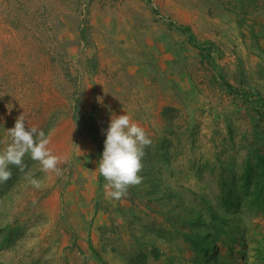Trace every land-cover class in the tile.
I'll use <instances>...</instances> for the list:
<instances>
[{
	"label": "rangeland",
	"instance_id": "rangeland-1",
	"mask_svg": "<svg viewBox=\"0 0 264 264\" xmlns=\"http://www.w3.org/2000/svg\"><path fill=\"white\" fill-rule=\"evenodd\" d=\"M149 1L0 0V150L24 113L67 158L59 176L10 166L0 264H264V207H224L264 180V104L218 79L264 97V0ZM164 17L214 42V64ZM125 109L152 144L143 182L110 200L96 169Z\"/></svg>",
	"mask_w": 264,
	"mask_h": 264
},
{
	"label": "clouds",
	"instance_id": "clouds-1",
	"mask_svg": "<svg viewBox=\"0 0 264 264\" xmlns=\"http://www.w3.org/2000/svg\"><path fill=\"white\" fill-rule=\"evenodd\" d=\"M98 101L102 103V97L98 98ZM7 132L11 139L3 150H0V183L12 178L10 166L18 167L21 172L25 171L26 155L39 162L41 171L62 175L58 165L62 161L66 162L67 158L53 153L49 147L50 133L46 135L37 126L29 125L24 113L16 118L14 127L7 129ZM106 133L104 150L96 170L106 181L105 197L121 200L127 195L130 187L143 182L140 175L143 169L142 161L145 148L150 146L152 141L145 128L133 122L127 111L121 115L114 112L111 114ZM30 183L37 189L41 187V182L36 179H31Z\"/></svg>",
	"mask_w": 264,
	"mask_h": 264
},
{
	"label": "trees",
	"instance_id": "trees-1",
	"mask_svg": "<svg viewBox=\"0 0 264 264\" xmlns=\"http://www.w3.org/2000/svg\"><path fill=\"white\" fill-rule=\"evenodd\" d=\"M147 2L151 3L149 0H147ZM150 10L153 14H160L159 10L154 6H150ZM164 19L171 29L179 31L185 36V39L191 46L200 50V55L203 59H207L210 63L214 64L213 55H215L218 50L217 45H215L214 42H200L196 34L193 32L191 26L177 23L169 17H164ZM80 33L82 35L85 33L83 28H81ZM218 79L221 85L224 86L229 93H234L248 103H256L258 105L264 104V97L254 89L248 88L244 90L239 87H235L225 79L222 73L218 74ZM260 114L264 117V108H261ZM76 122L78 124L79 120H76ZM256 134L258 135V130H256ZM258 159L261 168L264 170V155L258 154ZM250 169L251 168H248L247 170L251 171ZM250 180L251 177L247 174L245 182L248 183V181ZM224 207L226 211L229 212V214L244 213L247 209L251 213H257V210L260 209V207H264V180L259 187L254 188L253 193L250 197H246L244 194H240V191H230L227 199L224 201ZM227 217H229V215H227ZM204 234V237L207 239L208 235L206 234V232ZM105 263L107 264V262Z\"/></svg>",
	"mask_w": 264,
	"mask_h": 264
}]
</instances>
